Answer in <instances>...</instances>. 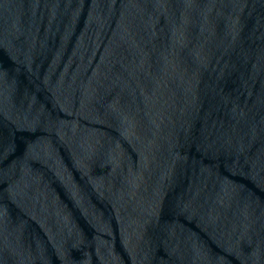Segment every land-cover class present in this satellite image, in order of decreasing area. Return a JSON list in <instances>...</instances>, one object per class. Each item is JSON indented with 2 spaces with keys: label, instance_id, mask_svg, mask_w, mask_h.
Segmentation results:
<instances>
[{
  "label": "water",
  "instance_id": "water-1",
  "mask_svg": "<svg viewBox=\"0 0 264 264\" xmlns=\"http://www.w3.org/2000/svg\"><path fill=\"white\" fill-rule=\"evenodd\" d=\"M0 264H264V0H0Z\"/></svg>",
  "mask_w": 264,
  "mask_h": 264
}]
</instances>
